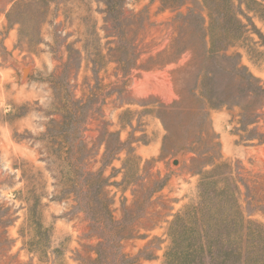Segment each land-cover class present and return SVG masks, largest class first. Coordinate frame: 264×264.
Wrapping results in <instances>:
<instances>
[{"label":"rangeland","instance_id":"1","mask_svg":"<svg viewBox=\"0 0 264 264\" xmlns=\"http://www.w3.org/2000/svg\"><path fill=\"white\" fill-rule=\"evenodd\" d=\"M203 29L264 89V0H0V264H264V91Z\"/></svg>","mask_w":264,"mask_h":264},{"label":"trees","instance_id":"2","mask_svg":"<svg viewBox=\"0 0 264 264\" xmlns=\"http://www.w3.org/2000/svg\"><path fill=\"white\" fill-rule=\"evenodd\" d=\"M207 36L208 35L205 32V29H203V31L200 32V38H201V41H202V47H203L202 52H203L204 58L205 59H214L221 69H223L225 71L230 70V71H233L235 74H237L240 77L241 81H243L244 87H248L249 88L248 93L250 95H254V97H256V96H259L260 93H263L264 89L259 84V81L250 72H248L247 68L244 65H242L239 54L238 53L230 54L228 48H220V49H218L216 51L215 48L209 46V44L207 42ZM179 50H181V49L177 48L175 52L178 53ZM183 52H184L183 50L180 51V54H182ZM173 54H175V53H173ZM158 56H160V54ZM138 57L139 56L136 55L135 53H133V54L129 53L127 62L124 61V64L128 63V64L132 65L131 68H134L133 65L136 66ZM151 59H153V58H151ZM224 59H226L227 61H230L232 63V67L231 68H227V67H224L222 65L223 64L222 62H223ZM233 61H235L234 64H233ZM210 75H212V73L211 74L209 73L207 75V77L210 76ZM209 100H212V99H210V97H209ZM261 108H262L261 106H258L256 108H254L253 112H257ZM167 129H168V127H167ZM261 141L264 143V139H262ZM202 154L203 153H201V152L199 153V155H202ZM220 167L221 166H217L216 169H218ZM96 177L98 178V184H99V186L101 188V186L103 185V182H101L102 172H98L96 174ZM256 182H257V180H255L252 183V185H254V183H256ZM246 186L249 187L248 185H246ZM250 202L252 204L261 203V205H256V207H257L258 210H260L264 214V205H262V203H264V199L257 200V202H255L254 198H251ZM124 238H125V236H124ZM112 242H115V241H112ZM202 258H203V256H202ZM239 258H241V256H236V259H239Z\"/></svg>","mask_w":264,"mask_h":264},{"label":"water","instance_id":"3","mask_svg":"<svg viewBox=\"0 0 264 264\" xmlns=\"http://www.w3.org/2000/svg\"><path fill=\"white\" fill-rule=\"evenodd\" d=\"M27 72V70H25Z\"/></svg>","mask_w":264,"mask_h":264}]
</instances>
